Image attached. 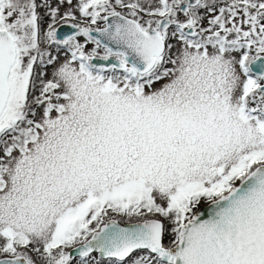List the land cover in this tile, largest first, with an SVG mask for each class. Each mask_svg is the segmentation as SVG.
I'll return each mask as SVG.
<instances>
[{
	"label": "snow or ice",
	"instance_id": "snow-or-ice-1",
	"mask_svg": "<svg viewBox=\"0 0 264 264\" xmlns=\"http://www.w3.org/2000/svg\"><path fill=\"white\" fill-rule=\"evenodd\" d=\"M0 264H264V0H0Z\"/></svg>",
	"mask_w": 264,
	"mask_h": 264
},
{
	"label": "water",
	"instance_id": "water-1",
	"mask_svg": "<svg viewBox=\"0 0 264 264\" xmlns=\"http://www.w3.org/2000/svg\"><path fill=\"white\" fill-rule=\"evenodd\" d=\"M60 31H61V33H64V32H68L69 29H67L65 27V28H61ZM93 63L100 64V63H106V62L93 61ZM199 214L201 216V219H208L211 216L212 208L208 206L207 202L205 204H202L199 206ZM133 222H135V221L125 222V223H120V224L123 227V226H127L128 223H133Z\"/></svg>",
	"mask_w": 264,
	"mask_h": 264
},
{
	"label": "rangeland",
	"instance_id": "rangeland-1",
	"mask_svg": "<svg viewBox=\"0 0 264 264\" xmlns=\"http://www.w3.org/2000/svg\"><path fill=\"white\" fill-rule=\"evenodd\" d=\"M87 47H88V50H91V48L94 47V46H93L92 44H89ZM50 72H51V70H49V73H50ZM156 86L159 87L160 85L157 84ZM205 203H206V202H202L201 205H202V204H205ZM113 218H116L117 220L121 219L120 217H117V216H115L114 214H113ZM119 221H120V223L128 222V221H125V218H123L122 220H119ZM129 222H130V221H129Z\"/></svg>",
	"mask_w": 264,
	"mask_h": 264
},
{
	"label": "trees",
	"instance_id": "trees-1",
	"mask_svg": "<svg viewBox=\"0 0 264 264\" xmlns=\"http://www.w3.org/2000/svg\"><path fill=\"white\" fill-rule=\"evenodd\" d=\"M119 220H122V219H119ZM125 221H128L129 222L130 220H128L127 218H125Z\"/></svg>",
	"mask_w": 264,
	"mask_h": 264
},
{
	"label": "flooded vegetation",
	"instance_id": "flooded-vegetation-1",
	"mask_svg": "<svg viewBox=\"0 0 264 264\" xmlns=\"http://www.w3.org/2000/svg\"><path fill=\"white\" fill-rule=\"evenodd\" d=\"M103 22H101V26H102ZM94 46V45H93Z\"/></svg>",
	"mask_w": 264,
	"mask_h": 264
}]
</instances>
